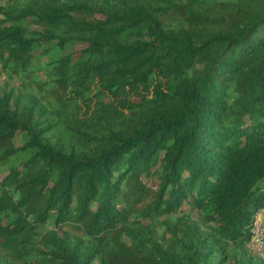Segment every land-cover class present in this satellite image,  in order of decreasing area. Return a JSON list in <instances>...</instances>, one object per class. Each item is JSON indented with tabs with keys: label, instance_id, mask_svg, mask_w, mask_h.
<instances>
[{
	"label": "trees",
	"instance_id": "obj_1",
	"mask_svg": "<svg viewBox=\"0 0 264 264\" xmlns=\"http://www.w3.org/2000/svg\"><path fill=\"white\" fill-rule=\"evenodd\" d=\"M2 2L0 264H264V0Z\"/></svg>",
	"mask_w": 264,
	"mask_h": 264
},
{
	"label": "built area",
	"instance_id": "obj_2",
	"mask_svg": "<svg viewBox=\"0 0 264 264\" xmlns=\"http://www.w3.org/2000/svg\"><path fill=\"white\" fill-rule=\"evenodd\" d=\"M1 69L2 64L0 62V70ZM249 248L254 255L264 262V205L259 210L252 223Z\"/></svg>",
	"mask_w": 264,
	"mask_h": 264
},
{
	"label": "rangeland",
	"instance_id": "obj_3",
	"mask_svg": "<svg viewBox=\"0 0 264 264\" xmlns=\"http://www.w3.org/2000/svg\"><path fill=\"white\" fill-rule=\"evenodd\" d=\"M2 0H0V4H2ZM46 58L43 60L44 63L46 62ZM19 83L20 81L18 80V78H13L11 79H7L5 75H2L0 77V87L2 88V90H4L7 93H10V91L12 89H14L15 91L19 90ZM23 142L22 137L20 136L17 139V144H21ZM252 255V254H251ZM253 256V255H252Z\"/></svg>",
	"mask_w": 264,
	"mask_h": 264
}]
</instances>
